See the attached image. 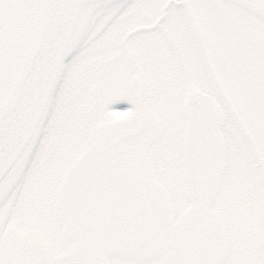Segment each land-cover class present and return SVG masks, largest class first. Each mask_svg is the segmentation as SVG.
<instances>
[{"label":"snow or ice","instance_id":"6c2138e0","mask_svg":"<svg viewBox=\"0 0 264 264\" xmlns=\"http://www.w3.org/2000/svg\"><path fill=\"white\" fill-rule=\"evenodd\" d=\"M0 264H264V0H0Z\"/></svg>","mask_w":264,"mask_h":264}]
</instances>
